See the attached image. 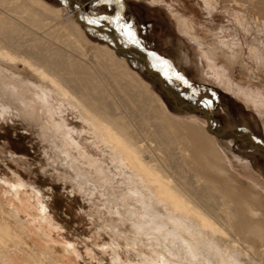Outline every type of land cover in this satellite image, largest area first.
Here are the masks:
<instances>
[{
  "label": "bare ground",
  "instance_id": "bare-ground-1",
  "mask_svg": "<svg viewBox=\"0 0 264 264\" xmlns=\"http://www.w3.org/2000/svg\"><path fill=\"white\" fill-rule=\"evenodd\" d=\"M69 1L73 8H55L43 0H0V117L18 112L21 101L25 118L38 123L42 136L64 155L78 177L92 184L96 183L93 174L99 177L117 201L116 213L120 215L119 206L127 210L136 235L151 238L160 249L154 250L156 259L142 255L143 264H264L261 200L256 195L249 198L230 178L216 132L209 131L207 122L190 120L186 135L182 134L173 124L182 120L172 116L150 84L131 69L127 56L87 38L80 23L83 13ZM145 1L167 7L164 0ZM201 1L211 17L223 2L250 16L264 6V0ZM171 12L179 32L200 48L208 74L233 95L254 103L252 93L236 84L231 75L235 66L247 68L235 32L227 28L210 31L213 38L207 42L199 37L189 17L175 9ZM116 38L119 46L132 48L125 47L118 34ZM256 43L264 54V39L260 37ZM182 56L188 64L187 56ZM260 64L264 71V55L258 58ZM52 101L59 113L64 111L79 121L82 136L105 151L109 164L86 156L94 172L79 167L81 160L73 154L78 147L73 136L77 130L66 118L56 121ZM238 136L263 146L252 135L247 139L239 132ZM19 178L18 191L24 189L41 202L46 192ZM17 197L21 199V195ZM13 207L6 208L0 201V264H63L56 259L49 262L48 256L53 255L38 249L23 226L30 218ZM47 215L44 212L36 220L38 227L53 221ZM21 253H27L29 259Z\"/></svg>",
  "mask_w": 264,
  "mask_h": 264
},
{
  "label": "rangeland",
  "instance_id": "rangeland-1",
  "mask_svg": "<svg viewBox=\"0 0 264 264\" xmlns=\"http://www.w3.org/2000/svg\"><path fill=\"white\" fill-rule=\"evenodd\" d=\"M43 1L55 8H67L66 0ZM73 1L77 4L76 11L82 12L85 17L114 15L117 9L115 4L111 6L98 4L96 0ZM164 1L167 7L147 4L145 0H125L122 15L127 22L133 23L142 47L127 42L126 38L107 22L95 26L112 27L125 47L136 48L143 53L152 70L157 69L152 66L153 61L148 55L149 52H154L157 56L168 60L175 71L184 76L192 86L189 87L174 77L169 81L158 71L167 85L179 96L193 104L211 100L210 108L213 116L223 129H244L264 145V71L261 64L260 67L257 65L258 58L263 57L264 54L259 51L256 43L260 37L264 39V6H257L260 12H255L256 15L253 13L250 16L244 11L230 8L223 2L214 17H211L205 11L208 7L201 0ZM248 8L251 11L250 5ZM171 9L189 17L188 20L192 21L196 32L204 41L208 42L211 39L210 31L221 32V28H227L235 32L234 37L242 46L243 51L240 53H243L242 58L247 70L235 66L231 75L236 84L241 85L250 94L252 93L255 104L246 103V100L233 95L222 83L208 74L200 48L179 32L177 20ZM258 28L259 30L256 31ZM84 33L91 42L107 45L115 50L113 41L108 35ZM226 35L225 37H228V34ZM223 37L220 35L221 39ZM182 54L187 56L188 64L182 61ZM126 61L132 70L150 84L151 89L158 94L168 112L182 120L173 123L182 134L186 135L185 128L190 120L206 125V119L202 114H189L176 108L167 93L138 62L128 59ZM218 62L223 64V59L219 57ZM193 89L196 90L195 93ZM52 104L53 111L56 113V121L66 118L77 130L73 136L79 148L76 147L73 154L81 160L79 167L86 169L87 172H94L87 165L84 159L86 156L88 160L109 164L110 159L105 151L82 136L79 121L64 111L59 113L55 101H52ZM20 105L22 106L21 101L17 105L18 112L15 111L14 115L6 114L5 118L0 117V201L6 204V208L14 206L23 216L27 215L30 218V222L24 223L23 226L30 239L35 241L34 244L38 249L53 255V257L48 256V259H51L49 262L53 263L56 259L63 264H143L139 260L142 255L153 256L156 259L155 251L160 249L155 246L151 238L149 242L144 236L136 235L127 210L119 206L120 215L116 213L117 201L107 193L102 183L100 184L99 177L93 174L96 181L93 184L92 181L87 182L83 177H78L75 169L71 167L73 169L71 170L70 166L65 163L64 155L54 150L49 138L42 136L38 123L25 118ZM216 142L228 161L230 178L238 183L249 198L252 195L259 196L258 199L262 201L259 200V203H262L259 204V208L264 212V157L250 145L235 137L218 139ZM20 176L26 183L34 184L38 189L46 192L41 202L35 201L24 189L18 191ZM16 195H21V199ZM43 211L47 212V217L49 219L52 217L53 221L41 222L38 227L36 220H39L41 215L43 216ZM21 256L26 260L29 259L27 253L23 255L21 253Z\"/></svg>",
  "mask_w": 264,
  "mask_h": 264
},
{
  "label": "water",
  "instance_id": "water-1",
  "mask_svg": "<svg viewBox=\"0 0 264 264\" xmlns=\"http://www.w3.org/2000/svg\"><path fill=\"white\" fill-rule=\"evenodd\" d=\"M66 3H67L66 5L69 8L72 7L69 0H66ZM75 7H77V6L75 5ZM81 16H84V15L81 14L80 17ZM80 21H81L80 23H81L83 29L86 32H88V33H106L113 40V42H114L113 44H114L116 50L118 51V53L120 55H126L130 61H135V62L140 63L144 67V69L156 79L157 83L162 86L165 93H167L169 98L174 102V105L176 108L181 109V110H185L191 114H202L206 119L209 131H211L212 133L216 132L215 135L219 139L223 138V137L224 138L235 137V138L240 139L241 141L245 142L246 144L250 145L252 149H254L257 153H259V155L264 157V145L263 144H262L263 145L262 147L259 145L261 148H263V149H261L260 147L254 145L251 140H249L250 141L249 142L246 139L238 136V133L242 132L244 135H246L245 137H247V139H249L250 138L249 136H251V135L247 131H245L244 129H241V128L223 129L220 126V124L218 123V121L214 118L211 108L206 105V101H199L195 104L185 101L181 96H179L177 94V92H175L171 87L169 88L168 85L165 82H163V79L158 74V72L153 71L150 68L148 59L146 58V60H145L143 58L144 55L139 50H136L134 48L133 49L132 48L125 49L124 47L119 46L117 44V38H116L117 33L112 27L90 25L87 23L86 20H83V19H80ZM247 133L249 134V136L247 135Z\"/></svg>",
  "mask_w": 264,
  "mask_h": 264
},
{
  "label": "snow or ice",
  "instance_id": "snow-or-ice-1",
  "mask_svg": "<svg viewBox=\"0 0 264 264\" xmlns=\"http://www.w3.org/2000/svg\"><path fill=\"white\" fill-rule=\"evenodd\" d=\"M96 2L103 3L106 5H113L117 6L115 14H105V15H89V16H81L80 19L86 20L90 25H102V22H107L109 25H113L115 30L123 37L126 38V41L132 44H135L137 47H142V42L137 38V33L134 30L133 23H129L125 20L124 16L122 15L123 9L125 7V0H96ZM149 57L152 59L153 64L152 66L157 69V71L161 72L166 79L171 81L173 77L176 80L181 81L183 84L192 87L188 80L184 78L179 72H176L175 69L172 67L170 62L166 59H163L160 56H157L154 52L148 53ZM195 89L193 92L195 93ZM208 107L212 106V101L208 100L206 102Z\"/></svg>",
  "mask_w": 264,
  "mask_h": 264
},
{
  "label": "crops",
  "instance_id": "crops-1",
  "mask_svg": "<svg viewBox=\"0 0 264 264\" xmlns=\"http://www.w3.org/2000/svg\"><path fill=\"white\" fill-rule=\"evenodd\" d=\"M155 70V69H154ZM155 71H157V70H155ZM158 72V71H157Z\"/></svg>",
  "mask_w": 264,
  "mask_h": 264
}]
</instances>
